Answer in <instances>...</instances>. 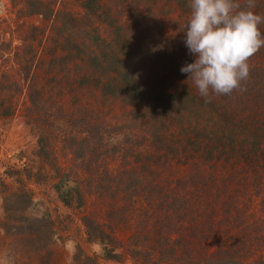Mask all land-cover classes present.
Instances as JSON below:
<instances>
[{
  "label": "trees",
  "instance_id": "1",
  "mask_svg": "<svg viewBox=\"0 0 264 264\" xmlns=\"http://www.w3.org/2000/svg\"><path fill=\"white\" fill-rule=\"evenodd\" d=\"M73 1L80 13H66L62 18V9L55 10L53 1H24L27 16L47 22L54 19V25L61 27L56 26L51 35V42H56L46 55L51 58L38 59L33 78L37 79L40 69L50 70L47 62L57 60V74L50 73L49 82L58 91V101L84 91L125 109L112 116L114 124H96L94 114L87 122V116L77 126L89 139L83 150L69 146L78 142L72 134L51 148L46 145L49 138L38 135L29 154L20 152L12 165L1 164L2 196L11 191L8 179L18 184L17 192L10 194L28 201L33 200L30 183L54 181L53 191L63 206L80 215L87 242L99 244L103 258L114 262L134 253V264H264V63L262 68L255 65L259 76L250 74L240 90L230 96L213 95L211 102H205L180 71L195 59L182 38L174 48L181 58L162 62L156 50L148 57L154 73L146 90L142 79H134L141 70L128 57L153 54L143 50L144 35L157 29L144 27V22L153 18L162 0ZM164 3L190 13L189 0ZM255 3L253 11L264 16V0ZM260 30L264 35L261 26ZM130 31L140 37L126 44ZM18 38L28 53L25 57L14 53L18 79L11 83L3 75L0 87L5 92L14 83L23 87L31 67L28 55L36 36L29 33ZM160 38H156L160 52H168V45L177 40L166 43V35ZM103 43H112L110 53ZM263 54L264 47L250 58V66ZM158 72V78L154 77ZM18 96L0 91V116L14 113ZM22 98L29 104L30 125L42 130L44 119L37 117L44 118L46 98L33 89V83ZM121 121L152 129L134 133L141 141L139 150L130 139L126 143L105 131ZM128 148H134L130 151L134 155H125ZM69 155L79 163L73 164ZM3 211L6 218L8 210L2 207ZM124 233H131L128 240L135 241L128 248L113 239Z\"/></svg>",
  "mask_w": 264,
  "mask_h": 264
},
{
  "label": "rangeland",
  "instance_id": "2",
  "mask_svg": "<svg viewBox=\"0 0 264 264\" xmlns=\"http://www.w3.org/2000/svg\"><path fill=\"white\" fill-rule=\"evenodd\" d=\"M24 1L0 0V86L3 75L9 76L11 83L18 79L16 74L17 66L13 62L14 53L19 56L25 54L23 55L24 57L28 53V49L21 46L18 37H23L29 33L32 36H36L35 40L31 42L33 52L28 55V66L31 65V67L23 87L19 88L14 83L11 84L8 92H5L0 87L3 95L5 93L8 96L15 95L17 97L18 91L21 94L19 95L20 97H15L14 113L8 117L0 116V172L3 171L1 164L12 165L18 160L15 157L20 152L26 151L29 154L34 149L38 135H44L49 138L46 140V145L48 144V147L51 148L55 141L62 140L64 135L72 134L73 138L78 142H70L69 146L83 150L84 147H87L89 139L86 133L83 134V130L78 129L77 126L85 122L87 116L89 117L87 122H89L90 117H93L90 114H94V123L98 124L106 121L114 124L115 121L112 116L114 114L119 115L125 109L123 106L105 101L100 95L84 91L78 93V95H73L71 92L70 95H65L58 101V91L51 88L49 82L50 73L57 74L55 71L57 60L47 62L50 63V70L43 73V69H40L37 71V79L33 78L38 59L48 57L46 55L50 54V51H53L56 45L55 41L51 42L54 38L53 36L51 39V35L53 31L56 33L57 25H54V19L51 22H47L40 16H27L24 12ZM48 1L56 3L55 10L58 12L62 9V12L59 13L60 18L67 15L66 13L74 15L81 11L79 5L73 0ZM240 3L244 4L243 2ZM164 4V0L158 3L159 8L154 9L153 18L147 20L149 23L144 22V27L151 25L157 30L156 33L147 32L144 35L145 42L143 44V50L147 55V49H149L148 52L150 54L156 50L157 53L161 54L160 60L162 62L165 58L167 60L181 58L177 56L178 51L174 48L182 42V38H185V35L182 36L181 32L190 14L180 13L176 8H168V5ZM260 26L263 30L264 24ZM35 27L36 29L33 30ZM58 28L61 27L57 26ZM160 31H162V34ZM162 35H166V43L172 42L174 38L177 39L174 43L168 45V52H160L158 50L157 39L160 40ZM139 37L136 34L132 35L130 31L126 44L134 42ZM40 38L42 42H37V39ZM47 39L48 41H45ZM111 45L112 43L109 46L103 43V48L110 53L112 51ZM153 55L154 53L143 58H140V55L128 57L131 61L133 60V65L136 64L137 69L141 70L138 73L139 76L135 75L134 79H142L146 90L150 81L153 80L150 77L154 73L153 63L148 60V57L151 59ZM50 58L51 56L47 60ZM183 58H185L184 55ZM254 62L252 61L253 65L251 66L250 74L257 77L260 73L257 71L256 66L263 67L264 54L260 58H255ZM154 75V77L158 78L159 72ZM58 76L63 78L64 74H59ZM32 83L33 89L37 88L47 102L46 112L43 114L44 118L40 115L37 117L41 121L44 119L45 124H41L42 130H36L30 125L26 110L29 104L27 100L22 98L26 95ZM153 87H151L152 90ZM147 95H152V93ZM174 128H177V126ZM137 129L141 130L137 131ZM105 131H110V134L114 135L112 137L122 138L124 142L130 139L135 149L139 150L141 141L135 138L134 133L136 131V133H151L152 129L149 127L142 129L138 122L128 123L121 121L117 127ZM82 137L85 139L82 140ZM139 138H142V134H140ZM56 145L58 148L61 147L60 143ZM131 150H134V148H128L124 152L125 155L128 157L134 155L130 152ZM70 157L71 155H69ZM77 157L79 156L77 155ZM71 158L73 164L80 161L75 160L73 156ZM46 169L50 170L49 167ZM53 183L54 181L50 179L41 181L39 184L30 183L27 187L33 193L32 201H28L27 197L23 199L10 194L17 192L18 187V184L11 179L6 181L7 186L11 190L8 195L2 196V186H0V264H134L132 259L135 255L134 253L122 255L124 257L123 262L104 259L101 246L87 242L84 228L80 222V215L73 208L67 209L63 206L59 197L53 191ZM2 207L8 210L6 211V218L2 216L4 214ZM130 236L131 233L117 234V237L113 239L117 245L128 248L131 243H135V241L128 240ZM119 251L122 252V250ZM139 263H143V260H140Z\"/></svg>",
  "mask_w": 264,
  "mask_h": 264
},
{
  "label": "clouds",
  "instance_id": "3",
  "mask_svg": "<svg viewBox=\"0 0 264 264\" xmlns=\"http://www.w3.org/2000/svg\"><path fill=\"white\" fill-rule=\"evenodd\" d=\"M188 6L184 44L195 59L180 71L205 102L230 96L249 78V60L264 47V16L252 10L255 0H189Z\"/></svg>",
  "mask_w": 264,
  "mask_h": 264
}]
</instances>
